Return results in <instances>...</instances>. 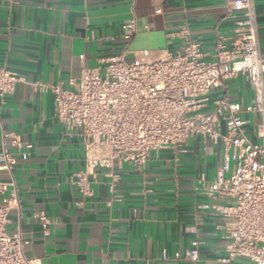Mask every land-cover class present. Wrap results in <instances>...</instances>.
Returning <instances> with one entry per match:
<instances>
[{"label": "crops", "instance_id": "1", "mask_svg": "<svg viewBox=\"0 0 264 264\" xmlns=\"http://www.w3.org/2000/svg\"><path fill=\"white\" fill-rule=\"evenodd\" d=\"M253 8L264 52V0H253ZM239 17L225 0H0V66L21 78L0 103V141L8 133L32 144L11 174L0 169V181L16 182L22 207L9 211L7 229L20 227L26 257L39 264H215L226 254L219 227L227 220L211 208L225 198L200 189L224 166L222 142L193 136L151 151L141 169L117 161L97 167L87 176L92 194L82 196L73 183L85 169L79 134L56 117L52 92L36 84L76 92L82 70L102 71V59L122 51L128 58L141 50L181 53L188 40L211 58L218 36L233 41ZM131 19L136 31L127 39ZM252 96L249 82L233 78L212 92L209 108L223 97L245 105ZM242 117L249 139L260 143L261 116ZM196 238L203 241L196 262L173 258Z\"/></svg>", "mask_w": 264, "mask_h": 264}, {"label": "built area", "instance_id": "2", "mask_svg": "<svg viewBox=\"0 0 264 264\" xmlns=\"http://www.w3.org/2000/svg\"><path fill=\"white\" fill-rule=\"evenodd\" d=\"M225 2L228 10L240 17L233 41L227 43L218 36L211 58L200 42L188 40L181 53L141 50L128 58L122 51L102 59V71L82 70L76 92L59 85H36L52 92L56 117L68 131L79 134L85 169L73 174V183L82 196L92 194L87 176L97 167L117 161L141 169L151 151L180 146L193 136L222 142L228 150L222 170L209 184L200 182L204 193L225 198L224 204H211L213 211L227 220L219 227L226 254L215 264H264V52L253 0ZM125 27L130 29L126 35L130 39L136 31L135 19ZM237 77L250 83V102L240 105L223 97L209 108L212 92ZM19 81L17 74L0 66L1 104L14 94ZM252 112L261 116L256 127L258 144L249 139L244 128L242 113ZM31 148V143L4 133L0 169L11 174L17 157L28 158ZM231 163L233 168L225 176L223 170ZM21 207L13 176L0 181V264H39L38 259L25 256L28 241L20 227L7 229L9 211ZM41 219L46 231L49 221L46 216ZM202 244L196 238L173 258L194 263ZM169 258L163 251L161 259Z\"/></svg>", "mask_w": 264, "mask_h": 264}]
</instances>
